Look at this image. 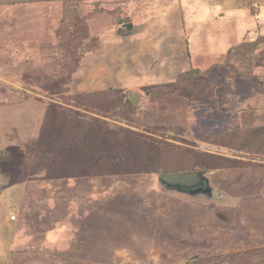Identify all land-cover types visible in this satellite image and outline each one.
Returning <instances> with one entry per match:
<instances>
[{"label": "rangeland", "instance_id": "1", "mask_svg": "<svg viewBox=\"0 0 264 264\" xmlns=\"http://www.w3.org/2000/svg\"><path fill=\"white\" fill-rule=\"evenodd\" d=\"M134 1L0 0V264H264V35L172 57L153 28L118 35ZM171 13L158 23L178 25ZM57 114L66 130L78 117L183 149L173 166L206 172L221 201L168 192L157 174L49 180L53 160L85 158L48 152Z\"/></svg>", "mask_w": 264, "mask_h": 264}, {"label": "crops", "instance_id": "2", "mask_svg": "<svg viewBox=\"0 0 264 264\" xmlns=\"http://www.w3.org/2000/svg\"><path fill=\"white\" fill-rule=\"evenodd\" d=\"M130 8L136 12V18H130L131 31L135 32L131 37L137 31L149 33L148 29L153 28L149 34L167 37L163 45L172 57L176 52L183 54L193 44L192 49L199 50L197 57L211 54L209 58L215 59L258 34L264 35V0H135ZM169 11L176 13L178 25L158 23ZM168 62L174 65V60ZM12 188L10 200L19 203L20 186Z\"/></svg>", "mask_w": 264, "mask_h": 264}, {"label": "trees", "instance_id": "3", "mask_svg": "<svg viewBox=\"0 0 264 264\" xmlns=\"http://www.w3.org/2000/svg\"><path fill=\"white\" fill-rule=\"evenodd\" d=\"M132 28L133 25L130 24V29ZM233 50L234 48L230 52ZM76 115L78 116V113ZM58 119L59 114L52 121L48 117L41 132V140L47 142L48 148H51L48 152L57 150L60 146L64 152L63 147L66 145L68 154L72 155L73 152V154L83 155L85 158L84 160H79V157L74 158L75 160L68 162L67 166H61L56 162L57 160H53L46 169L49 172L50 180H78L140 174H157L159 176L163 173L185 172L180 166H173V159L170 158L174 149L184 151L181 148H172L170 145L148 141L143 136L134 135L129 131L118 129L116 132L105 127L106 124L103 122L98 128L85 131L78 117L74 119L77 122L75 130L74 128L66 130L67 125L65 128L61 127V122ZM73 131L75 138H72V143L68 145L63 139ZM47 134L52 137H47ZM132 134L136 138H132ZM113 136L119 137L112 140ZM143 144L150 146L148 151L143 148Z\"/></svg>", "mask_w": 264, "mask_h": 264}, {"label": "water", "instance_id": "4", "mask_svg": "<svg viewBox=\"0 0 264 264\" xmlns=\"http://www.w3.org/2000/svg\"><path fill=\"white\" fill-rule=\"evenodd\" d=\"M118 23L121 22L119 18ZM135 32L120 28L118 35L121 38L128 39ZM129 98L134 105H139V101L130 93ZM159 184L168 192L184 195L188 197H203L208 201H221L223 195L220 191L214 189L206 172H177L163 173L158 176ZM199 257H195L198 259Z\"/></svg>", "mask_w": 264, "mask_h": 264}, {"label": "built area", "instance_id": "5", "mask_svg": "<svg viewBox=\"0 0 264 264\" xmlns=\"http://www.w3.org/2000/svg\"><path fill=\"white\" fill-rule=\"evenodd\" d=\"M16 219H17V217H16V216H13V217H12V220H13V221H15Z\"/></svg>", "mask_w": 264, "mask_h": 264}, {"label": "flooded vegetation", "instance_id": "6", "mask_svg": "<svg viewBox=\"0 0 264 264\" xmlns=\"http://www.w3.org/2000/svg\"><path fill=\"white\" fill-rule=\"evenodd\" d=\"M1 181V180H0Z\"/></svg>", "mask_w": 264, "mask_h": 264}]
</instances>
